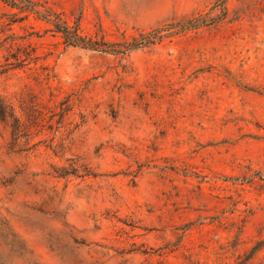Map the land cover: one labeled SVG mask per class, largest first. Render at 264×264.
I'll return each mask as SVG.
<instances>
[{
  "label": "rangeland",
  "instance_id": "374dc122",
  "mask_svg": "<svg viewBox=\"0 0 264 264\" xmlns=\"http://www.w3.org/2000/svg\"><path fill=\"white\" fill-rule=\"evenodd\" d=\"M0 264H264V0H0Z\"/></svg>",
  "mask_w": 264,
  "mask_h": 264
},
{
  "label": "trees",
  "instance_id": "16d2710c",
  "mask_svg": "<svg viewBox=\"0 0 264 264\" xmlns=\"http://www.w3.org/2000/svg\"><path fill=\"white\" fill-rule=\"evenodd\" d=\"M58 33H62L61 31H58ZM66 35V39H68V44L71 46H78L79 42L82 41L83 39L81 38V36L78 33V29H75L73 32L71 33H67L64 34Z\"/></svg>",
  "mask_w": 264,
  "mask_h": 264
}]
</instances>
